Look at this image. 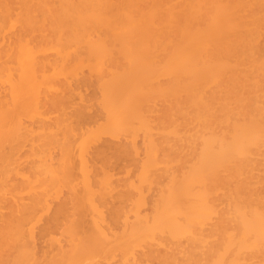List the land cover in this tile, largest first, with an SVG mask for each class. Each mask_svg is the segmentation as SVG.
I'll return each mask as SVG.
<instances>
[{
    "label": "bare ground",
    "instance_id": "bare-ground-1",
    "mask_svg": "<svg viewBox=\"0 0 264 264\" xmlns=\"http://www.w3.org/2000/svg\"><path fill=\"white\" fill-rule=\"evenodd\" d=\"M0 264H264V0H0Z\"/></svg>",
    "mask_w": 264,
    "mask_h": 264
},
{
    "label": "rangeland",
    "instance_id": "rangeland-1",
    "mask_svg": "<svg viewBox=\"0 0 264 264\" xmlns=\"http://www.w3.org/2000/svg\"><path fill=\"white\" fill-rule=\"evenodd\" d=\"M82 68H83V67H82ZM82 68H81V70L83 71V69H85L86 72H85V71H84V72H85V74H86V73H87V69H86L87 67H86V68H83V69H82ZM80 73H81V72H80ZM82 73H83V72H82ZM77 76H78V75H77ZM79 76H80V75H79ZM137 136H138V135H137ZM137 139H138V143H137V144H139V141L141 142V135L138 136ZM137 139H136V141H137ZM26 147H27V146H26ZM23 148H24V147H23ZM24 151L27 152V149H26V148H25V150H22V149H21V153H22V152L24 153ZM137 156H139V155H137ZM139 157H142V155L139 156ZM140 159H141V158H140ZM260 168H262V167H260ZM260 170H261V169H260ZM261 171H262V170H261ZM27 173H28V171L26 172V174H27ZM19 179H20V178L18 177L17 180H19ZM20 180H21V179H20ZM131 191H134V190L132 189ZM134 192H135V191H134ZM22 193H24V192H22ZM135 193H136V192H135ZM24 194H26V192H25ZM24 194H23V195H24ZM131 196H132V194H131ZM132 197H133V199L136 198V194H135V196L133 195ZM140 208H142V207H140ZM141 210H145V207H144V209L142 208ZM141 210H140V211H141ZM146 211H147V209H146ZM146 211H144V212H146ZM42 212H43L42 210H41V211H38L39 214L42 213ZM144 212H143V213H144ZM46 213H47V212H46ZM141 213H142V211H141ZM41 215H42V217H43L44 215H47V214H45V213L43 212ZM45 217H46V216H45ZM45 217H43L42 221H45V220H44ZM39 222H40V220H39L37 223H39ZM37 223H36V226L39 228V225H37ZM39 224H40V223H39ZM41 225H42V222H41ZM41 225H40V226H41ZM37 227H36L35 229H38ZM58 234H59V233H58ZM56 235H57V234H56ZM57 236H58V235H57ZM138 251H139V250H138Z\"/></svg>",
    "mask_w": 264,
    "mask_h": 264
}]
</instances>
